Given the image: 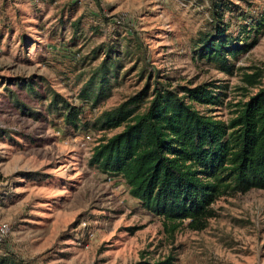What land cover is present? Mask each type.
<instances>
[{
  "label": "rangeland",
  "instance_id": "obj_1",
  "mask_svg": "<svg viewBox=\"0 0 264 264\" xmlns=\"http://www.w3.org/2000/svg\"><path fill=\"white\" fill-rule=\"evenodd\" d=\"M212 1L0 0V224L10 226L9 249L39 264H133L169 255L176 264H264V190L221 197L205 229L185 223L170 234L121 177L89 163L104 133L66 131L58 113L47 110L50 89L84 105L93 119L138 91L156 68L174 85L218 86L222 104L195 106L228 121L258 91L242 73L264 69V33L233 74L198 60L194 42L213 30ZM219 1L229 4L225 21L235 35L264 15V0ZM102 42L116 51L119 78L112 95L92 108L80 92L105 58L93 53ZM30 81L35 93L22 86Z\"/></svg>",
  "mask_w": 264,
  "mask_h": 264
},
{
  "label": "trees",
  "instance_id": "obj_2",
  "mask_svg": "<svg viewBox=\"0 0 264 264\" xmlns=\"http://www.w3.org/2000/svg\"><path fill=\"white\" fill-rule=\"evenodd\" d=\"M212 4L213 30L195 40V58L233 74L236 60L251 50L264 33V15L249 25L242 23L235 35L230 31L231 23L225 21L229 4L219 0ZM81 22L79 18L72 23L75 34ZM76 38L70 44L76 43ZM134 38L136 48L142 50L143 40ZM93 50L94 56L104 52L105 58L82 88L80 98L96 108L112 95V80L119 78V61L111 55L116 51L105 42ZM159 72L156 68L149 70L138 91L93 119H87L84 105L71 104L50 89L47 110L58 113L66 131L104 133L89 163L102 173L121 177L130 194L150 213L162 218L170 234L185 223L192 230H203L216 217L213 204L219 198L264 190V69L244 68L243 81L258 91L240 101L228 121L195 106L222 104V91L215 90L218 86L174 85L160 79ZM141 73L145 76L146 71L142 69ZM22 86L35 93L33 82ZM118 128L122 130L107 135ZM0 264L39 263L15 253L3 242ZM133 264H176V258L142 257Z\"/></svg>",
  "mask_w": 264,
  "mask_h": 264
},
{
  "label": "built area",
  "instance_id": "obj_3",
  "mask_svg": "<svg viewBox=\"0 0 264 264\" xmlns=\"http://www.w3.org/2000/svg\"><path fill=\"white\" fill-rule=\"evenodd\" d=\"M89 138L90 136L87 135ZM10 234V226L7 223L0 224V244L3 243Z\"/></svg>",
  "mask_w": 264,
  "mask_h": 264
}]
</instances>
